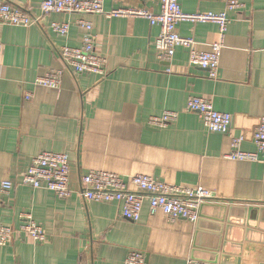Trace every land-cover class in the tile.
I'll return each mask as SVG.
<instances>
[{"label":"crops","instance_id":"1","mask_svg":"<svg viewBox=\"0 0 264 264\" xmlns=\"http://www.w3.org/2000/svg\"><path fill=\"white\" fill-rule=\"evenodd\" d=\"M188 14L222 13L223 0H178ZM43 0H0L39 19L29 28L0 22V225L18 229L31 214L47 236L36 243L18 234L12 245L0 246V264H125L132 251L146 264L210 263L206 250L219 248V263L264 264V155L259 162H232L230 136H243L242 149L255 152L254 133L264 117V0H240L244 8L229 12L219 79L189 62V51L177 48L171 62L158 58L159 27L145 19L52 13L43 15ZM161 0H104L111 11L139 6L158 13ZM92 24L96 51L107 58L108 77L73 74L58 51L78 48ZM67 23L66 36L52 29ZM178 33L210 51L220 40L215 24L181 23ZM62 71L57 90L36 86L39 77ZM170 71V72H169ZM30 95L28 100L26 96ZM190 96L213 102L232 116L230 136L210 132L197 113L188 112ZM179 114L164 129L148 126L152 116ZM42 152L69 156L71 187L62 199L47 189L23 185L33 159ZM91 170L128 178L145 175L168 184L212 192L196 223L151 215L146 202L141 219L121 217L119 203L85 201L81 177ZM13 189L2 190L3 182ZM213 205L236 208V223L222 222ZM261 213L242 224L243 211ZM236 217V218H234ZM212 264V263H211Z\"/></svg>","mask_w":264,"mask_h":264},{"label":"built area","instance_id":"2","mask_svg":"<svg viewBox=\"0 0 264 264\" xmlns=\"http://www.w3.org/2000/svg\"><path fill=\"white\" fill-rule=\"evenodd\" d=\"M226 9L222 13L202 12L185 13L178 0H161L160 11L151 12L139 6H127L106 11L104 0H43L40 10L43 15L52 13L103 15L106 18H134L145 19L151 26L159 27V35L155 40L158 58L164 62H171L177 48L189 51V62L208 72L209 78L219 79L221 56L225 37L231 24L229 12H240L244 6L240 0H223ZM0 22L4 25L29 28L39 23V19L22 8L3 3L0 5ZM181 23L215 24L218 26L220 40L211 45L210 51H199L195 48L193 38H185L178 33ZM78 26L87 30L88 34L81 47H62L58 54L73 74H94L105 80L108 77L107 58L96 51L95 41L91 35L93 26L90 22L80 20ZM52 29L62 36L70 30L67 23H53ZM1 51V45H0ZM170 72V71H169ZM62 71H50L36 81V86L57 90L61 86ZM31 96L27 95L26 99ZM186 110L200 115L206 128L213 133L230 136L232 116L215 109L212 101L190 96ZM179 117L176 112H164L160 116H152L148 126L153 129H164L175 123ZM231 152L225 157L232 162H259L264 155V117L254 133L255 152H245L242 144L243 136H230ZM23 185L37 189H47L62 199L70 198L76 193L71 187V167L69 156L63 153L42 152L31 162L23 177ZM13 184L9 181L2 183V190L9 192ZM79 194L85 201L98 203L121 204V217L124 220L137 223L141 219L144 204L147 202L151 215L162 213L170 221L187 220L196 223L199 219L200 207L211 200L212 192L200 188H187L168 184L166 182L145 176L135 175L124 178L121 175L91 170L80 180ZM18 234H25L36 243H45L47 236L43 227L38 224L31 214L22 215V223L16 230L12 227L0 225V246L12 245ZM125 264H146V256L142 252L129 253ZM185 264H211L189 259Z\"/></svg>","mask_w":264,"mask_h":264},{"label":"water","instance_id":"3","mask_svg":"<svg viewBox=\"0 0 264 264\" xmlns=\"http://www.w3.org/2000/svg\"><path fill=\"white\" fill-rule=\"evenodd\" d=\"M205 204H203L200 207L199 219L202 216L200 211L202 210V208H204L206 206ZM211 208H214L213 210H215V211L221 212L220 213L221 218L220 219H216V220H219V221H222V222H227L228 224L235 223L234 220H231V218H232V211L235 210L236 208H229V207H227L225 205H213ZM237 210H242L243 211V218L241 219V223L242 224H247V225L249 223H251V222H257V221L259 222V218L258 219H252V217H253L254 214L262 212V210L260 208H257V207L256 208L255 207H250L249 209H246V208L242 207V208H239ZM234 218H236V217H234ZM205 252L206 253H210L211 255L214 256V258H213L214 260L211 261L210 263H212V264H218L219 263V257H218L219 248L209 249V250H206ZM224 259L225 258H222L221 264H224Z\"/></svg>","mask_w":264,"mask_h":264}]
</instances>
